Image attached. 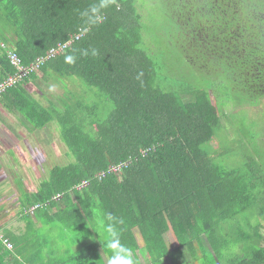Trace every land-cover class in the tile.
<instances>
[{
  "label": "trees",
  "instance_id": "16d2710c",
  "mask_svg": "<svg viewBox=\"0 0 264 264\" xmlns=\"http://www.w3.org/2000/svg\"><path fill=\"white\" fill-rule=\"evenodd\" d=\"M156 1L150 23L164 16L186 62L214 79V95L224 80L243 102L264 99V0ZM97 2L0 0V81L16 73L9 51L27 67L45 59L0 104L34 129L55 124L69 160L37 192L22 187L15 215L26 224L23 234L0 220L13 244L9 250L0 240V264H108L107 234L92 233L103 213L116 218L136 264H143L138 252L147 264L174 258L166 236L193 259L175 264H264L263 246L245 256L233 251V224L241 217L259 219L243 241L264 239V160L220 166L206 148L223 128L216 95L195 89L183 99L162 89L153 58L141 48L152 24L138 0H113L102 21L84 32L80 14ZM81 31V39L51 54ZM68 54L74 64L65 63ZM40 80L61 86L58 104L42 106L30 96L27 86ZM34 221L62 224L74 231L73 245L84 247L54 256Z\"/></svg>",
  "mask_w": 264,
  "mask_h": 264
},
{
  "label": "rangeland",
  "instance_id": "374dc122",
  "mask_svg": "<svg viewBox=\"0 0 264 264\" xmlns=\"http://www.w3.org/2000/svg\"><path fill=\"white\" fill-rule=\"evenodd\" d=\"M156 3V0H138V10L143 15V20L150 26L152 24L150 32H143L142 34L143 44L141 48L153 58L157 78L162 85V89L166 92H174L183 99H185L186 93L195 89L207 91L214 97L216 95L215 100H217L216 102L220 108L223 128L217 133L216 139L208 144L206 148L211 150L212 156L216 159L215 161L224 168L228 166L230 168L243 167L248 160L261 164V161L264 160V99L256 105H252L247 101L243 102L237 98L235 92L228 89L230 87L229 83L224 80L216 82L214 88H217V90H215L214 95V79L203 72L197 71L186 62L176 43V35L164 25L165 19H162L164 16L160 17L161 19L158 18L160 22L157 20L155 23H150L148 14L155 13ZM27 90L30 96L42 106H47L51 101L58 104L60 97L64 94L58 84L42 80L29 84ZM17 124L24 129L23 123ZM32 140L35 143L34 149L15 150L13 151L15 156L11 152L16 163L20 160L18 166L20 169L7 164V167L14 169L16 186L18 187L19 195L16 194L14 198L10 194V184L7 181L8 174L4 171L3 163L0 162L1 214L13 216L19 212L22 186L29 192H37L42 183L49 179L51 170L55 166L65 165L69 162L67 148L60 140L55 124L49 125L46 129L35 131ZM254 217L251 215L244 219L241 217V222L233 224L237 233L234 234L237 247L233 251L239 255L245 256L254 249L264 247V239L260 242L255 238L243 241L244 237L252 234V229L259 224L258 217ZM12 221L13 226L19 228L23 226L15 215ZM96 226L95 230L101 233L102 231L98 228L97 223ZM96 231V236H98L99 233ZM74 234V231L65 229L62 224L52 228L45 225L38 231L41 241H47L49 249H55L61 253V256H70V252L75 254L78 250V245L76 247L73 245ZM261 234L264 236V227H261ZM166 238L169 249L174 252V258L168 256L164 260L165 264L193 262L192 257L186 250H183L182 255L179 254L172 239L169 236H166ZM138 256L143 264H147L148 260L145 253L138 252Z\"/></svg>",
  "mask_w": 264,
  "mask_h": 264
},
{
  "label": "crops",
  "instance_id": "0c3cea01",
  "mask_svg": "<svg viewBox=\"0 0 264 264\" xmlns=\"http://www.w3.org/2000/svg\"><path fill=\"white\" fill-rule=\"evenodd\" d=\"M0 113H1L0 115V162L3 163L4 171H6L8 174L7 181L10 184V194L14 198L16 194L19 195L18 187L16 186L14 169L7 167L8 166L7 164L12 165V166L14 165L16 166V168L20 169V167H18L20 165V160L19 162L16 163L14 159L15 154L13 151L15 150L21 151L22 149L30 150V148L34 149L35 143L32 140L33 133L35 131L46 129L47 127L43 129H34L31 126L27 127V124H25L20 114H14L10 112L9 110L5 109L1 104H0ZM20 122L23 123L24 125L23 127L25 130L22 129V127L17 124ZM11 152H13L14 156H12ZM20 182H22V180H20ZM29 193H33V192H29ZM14 215L11 216L10 214L9 215L0 214V220L3 223V225H5V227L10 230L12 234L14 235L23 234L26 230V224L25 222L20 220V222H22L23 224L21 228L16 227L15 225L13 226L12 220H13ZM34 228L39 231L40 229L43 228V225L38 221H34ZM92 233H93V236L95 237L96 236L95 231H92ZM74 246L72 245V247ZM83 247L84 246L79 245L78 250L76 251H79ZM52 250L54 252L53 253L54 256H61L60 252L56 251L55 249H52Z\"/></svg>",
  "mask_w": 264,
  "mask_h": 264
},
{
  "label": "clouds",
  "instance_id": "9594fccd",
  "mask_svg": "<svg viewBox=\"0 0 264 264\" xmlns=\"http://www.w3.org/2000/svg\"><path fill=\"white\" fill-rule=\"evenodd\" d=\"M112 3L113 0H98L97 3H93L89 8L85 9L80 14L83 22V31L87 32L90 27L99 24L103 19V11L109 8ZM83 54L87 55L88 52L85 51ZM92 54L96 55L97 53L93 50ZM64 60L67 64H74L76 57L68 54ZM116 223V218L111 213H103L97 219L99 228L107 234L103 245L112 252L108 264H136L132 249L122 242L121 232L117 229ZM96 232L100 235L99 231Z\"/></svg>",
  "mask_w": 264,
  "mask_h": 264
},
{
  "label": "built area",
  "instance_id": "2783aa9c",
  "mask_svg": "<svg viewBox=\"0 0 264 264\" xmlns=\"http://www.w3.org/2000/svg\"><path fill=\"white\" fill-rule=\"evenodd\" d=\"M84 35V32L81 31V33H79L78 35H76L75 39H71L69 42L65 43V44H61L59 45L58 48L53 49L51 51L52 55H57L58 53L62 52L65 48L69 47L75 40H79L81 39V37ZM2 47L6 48V46L4 44H2ZM8 57L9 60L12 64L13 67H15L16 69V73L14 75L9 76L7 79L0 81V98L1 96L6 93V91L13 87V85H15L16 83H18L20 80H22L24 77L28 76L29 74H31L36 68L39 67L40 63H43L45 61V59H38V61L31 65L30 67L24 66L21 59L17 56V54H15L12 51L8 52ZM119 168H112V170L117 171ZM35 208H33L31 210V212H34ZM0 240L3 241V243L5 244V246L9 249L12 250L13 249V244L11 243V241L6 238L4 236V234L2 233V231H0Z\"/></svg>",
  "mask_w": 264,
  "mask_h": 264
}]
</instances>
